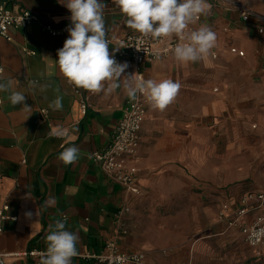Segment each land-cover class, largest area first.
<instances>
[{"label":"crops","instance_id":"1","mask_svg":"<svg viewBox=\"0 0 264 264\" xmlns=\"http://www.w3.org/2000/svg\"><path fill=\"white\" fill-rule=\"evenodd\" d=\"M237 1L264 15V0ZM103 3L107 40L116 42L134 31L126 26V18L112 0ZM208 3L212 5L210 12L193 28L206 24L215 31L217 46L213 52L217 59L210 56L206 61L180 63L170 56L143 69L145 79H171L181 88L164 111L148 104L137 162L139 194L154 177L165 178L168 170L193 165L201 128L215 130L233 120L250 121L253 129L257 124L264 125V35L258 34L255 23H243L237 11L226 4L213 0ZM1 5L14 13L29 10L49 18L59 28H68L71 23L69 10L58 0H0ZM10 36L11 42L0 37V82L10 80V91L25 94L32 111L12 106L10 93L0 92V209L9 207L5 213L8 220L2 223L0 233V253L5 255V263L39 264L40 258L28 254L46 251L49 226L54 228L64 216L66 230L79 236L78 255L72 258V264H93L91 257L103 254L105 244L114 239L119 240L124 253H145L138 250L133 232L134 203L139 194H130L110 181L92 160L96 152L112 143L122 118L128 100L122 80L121 87L111 94L92 93L69 84L56 61L57 50L69 36L67 31L53 37L33 25L11 30ZM233 48L244 52V57L232 54ZM109 49L116 52L118 45L112 43ZM42 87L46 91H41ZM76 91L89 98L85 115ZM57 95L63 97L61 111L49 108ZM41 110L49 112L47 121L42 120ZM54 130H66V139L51 135ZM63 145L79 148L77 162L64 165L58 159ZM244 194L234 199L225 196L220 207ZM49 197L55 198V206H44ZM122 208L129 212L118 222L116 215ZM27 212L33 213L31 219L26 217ZM254 217L249 215L245 222H252ZM219 225L225 234L224 225ZM231 232L243 241L240 233ZM263 249L250 250L260 257Z\"/></svg>","mask_w":264,"mask_h":264},{"label":"rangeland","instance_id":"2","mask_svg":"<svg viewBox=\"0 0 264 264\" xmlns=\"http://www.w3.org/2000/svg\"><path fill=\"white\" fill-rule=\"evenodd\" d=\"M252 125L201 128L193 165L141 189L132 222L145 264H264L218 218L225 196L264 190V125Z\"/></svg>","mask_w":264,"mask_h":264},{"label":"clouds","instance_id":"3","mask_svg":"<svg viewBox=\"0 0 264 264\" xmlns=\"http://www.w3.org/2000/svg\"><path fill=\"white\" fill-rule=\"evenodd\" d=\"M58 3L70 12L71 23L66 29L69 36L63 47L57 50L56 59L60 72L69 84L92 93L111 94L121 87L122 80L123 89L130 100L135 101L142 95L153 109L159 111H164L174 102L181 88L178 81L145 79L136 73L122 76L128 65L118 63L109 53L104 18L106 5L103 0H58ZM112 3L126 18V25L142 36L157 40L178 37L181 42L172 50L173 59L177 62L206 61L215 55V31L206 24L189 27L196 25L201 16L210 12L212 5L208 0H112ZM11 88L10 80L0 82V92L10 93L8 100L12 106L21 105L24 111L31 112L25 94L10 91ZM41 91H46V88L42 87ZM49 108L61 111L63 97L57 95L49 103ZM65 134L63 130L51 133L57 138ZM79 151L75 146L66 147L58 159L64 165L74 164L79 159ZM55 203V198L49 197L44 206L53 207ZM25 215L31 219L33 213L27 212ZM49 228L45 237L47 248L40 254L39 264H72V258L78 255V233L66 230L61 220L56 221L54 228L51 225Z\"/></svg>","mask_w":264,"mask_h":264},{"label":"built area","instance_id":"4","mask_svg":"<svg viewBox=\"0 0 264 264\" xmlns=\"http://www.w3.org/2000/svg\"><path fill=\"white\" fill-rule=\"evenodd\" d=\"M221 2L231 7L239 14L243 23L253 22L257 25L259 35H264V15L256 12L252 7L243 1L237 0H213ZM202 16L199 21H201ZM198 21V22H199ZM39 25L44 31L53 37L61 36L66 33V27H56L49 18H43L29 10H22L14 13L6 5L0 6V37L8 42L12 41L11 30H19ZM127 26V25H126ZM128 27V26H127ZM193 28V25L189 26ZM108 46L116 43L118 50L111 52L110 55L118 63H127L128 67L122 76L137 74L144 77L143 69L149 63L158 62L172 56V50L180 43L178 37L173 36L164 40H157L151 37H144L137 31L126 34L122 39L113 41L108 39ZM139 49V50H137ZM27 54H32L25 50ZM230 52L239 57H244V52L233 48ZM159 53V60L157 59ZM217 59V55L212 56ZM3 69L0 67V75ZM76 94L80 97V109L83 115L86 114L89 107V98ZM1 104V100H0ZM148 103L141 95L135 101L128 98L122 118L114 132L112 143L101 152H96L92 160L105 174V176L123 187L127 192L133 195L139 194L137 187L138 167L137 162L140 158L141 137L140 133L146 118ZM40 115L43 121H47L49 112L41 110ZM61 138L66 139L68 132ZM63 145V150L65 149ZM9 207L0 209V233H2V223L8 220L6 212ZM129 212L128 208H122L116 215L118 222L121 221L123 214ZM249 215H255L250 223L245 219ZM219 223L224 225L226 231H236L242 235L243 242L247 247L258 250L264 247V191L247 192L237 201L225 204L219 212ZM13 220H16L15 218ZM66 217H63V221ZM43 252L33 251L28 255L32 258H40ZM93 264H145L146 254L143 252L124 253L120 250L119 240L114 239L105 244L103 254L93 256ZM0 264L5 263V255L0 253Z\"/></svg>","mask_w":264,"mask_h":264}]
</instances>
